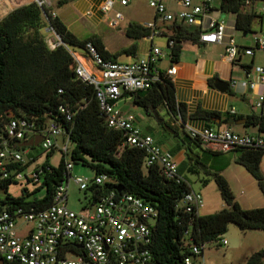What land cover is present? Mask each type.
I'll return each instance as SVG.
<instances>
[{"label":"built area","instance_id":"built-area-1","mask_svg":"<svg viewBox=\"0 0 264 264\" xmlns=\"http://www.w3.org/2000/svg\"><path fill=\"white\" fill-rule=\"evenodd\" d=\"M34 2L43 12L51 10L52 16L57 17L53 0ZM117 2L127 6L131 0H106L100 5V12L109 16ZM174 2L179 7L176 13L169 8L166 0H148L158 21L198 27L200 43L224 44L226 59L231 63L236 62L241 49L234 37L228 35L226 22L215 17L213 0H204L201 4H195L193 0ZM123 19V14L117 12L110 26H119ZM145 27L151 30L148 37L151 40L164 34L157 22ZM47 30L55 38L47 40L49 47L54 50L62 44L61 39L52 27ZM174 46L175 39L170 37L169 50ZM87 49L89 58L71 52L78 62L76 74L81 82L94 87L107 127L124 132L125 146L145 152L146 169L158 167L166 180L188 185L190 189L178 202L176 210L182 214L200 215L205 207L204 196L194 190L192 184L180 173L172 151L160 145L152 134L145 133L134 114L125 113L118 107L126 94L135 96L140 91L149 90L159 80L157 64L167 56L166 52L153 47L146 56L131 63H123L103 59L92 43L87 44ZM256 50L264 51V31L255 37V48L245 50L244 53L253 56ZM87 64H91L92 68L88 69ZM177 72V67L172 66L166 73L172 78ZM253 74V80L244 81L241 85L253 91L263 89L257 94L255 108L264 114V66L254 68ZM237 84L233 82V86ZM60 112L71 120L69 110L61 107ZM188 135L197 140L203 149L211 152L229 153L241 148L264 151V135L261 134H239L231 129L190 128ZM36 137L42 138L39 147L45 156L52 150L66 155L69 153L70 139L61 124L52 121L44 128H39L34 119L15 117L13 113L6 115L0 125L1 179L11 180L18 185L42 184L44 171L50 170L44 164L46 158L37 163L38 160L33 161L35 157L31 156L34 147L25 149L20 146V143ZM30 163L29 167L22 170ZM66 169V178L56 188L49 209L42 212L24 208L0 210V261L17 264H157L150 247L159 211L140 197L124 191L117 192L113 187L118 185L108 175L95 174L91 179L74 177V164L70 160L66 162ZM26 171H29L28 174ZM71 182L87 196V203L82 205L80 211L69 207ZM218 244L227 245V241L220 240ZM203 249L205 247L193 244V255L185 258V264H204L200 261Z\"/></svg>","mask_w":264,"mask_h":264},{"label":"trees","instance_id":"trees-1","mask_svg":"<svg viewBox=\"0 0 264 264\" xmlns=\"http://www.w3.org/2000/svg\"><path fill=\"white\" fill-rule=\"evenodd\" d=\"M73 1L75 0H60L57 7L62 8ZM248 1L255 0H222L220 11L223 14H235L236 29L250 34L253 33V22L263 17L244 12ZM49 27L54 29L62 42L54 50L49 47L44 33ZM199 32L198 28L182 27L172 37L175 39V46L170 48L173 63L178 62L183 43H200ZM126 33L129 38L140 41L148 38L151 30L133 23ZM88 43H92L106 60L117 61L120 55L136 50V46H133L112 55L98 37L80 40L58 17L52 16L51 10L43 12L35 2L16 8L0 21V125L2 126L8 113H13L15 117L34 119L39 128L54 121L61 124L70 139L69 153L66 155L59 151L62 158L58 167H53L50 163V158L57 151L52 150L46 154L44 164L50 170L44 171L42 184L34 192L26 188L21 195L15 196L9 189L18 184L0 178V210L24 208L42 212L49 209L56 188L66 178V158L69 156L74 166L89 168L96 175H108L114 184L124 188L125 193L144 199L159 211L150 247L157 264H185V258L193 255V244L205 247L212 242H219L231 224L242 232L264 231V207L244 209L236 200L230 183L221 174L225 170L223 167L213 177L226 208L205 216L182 214L176 210L178 202L190 187L166 180L158 167L144 170L145 152L125 146L124 132L107 127L94 87L78 79V62L71 52L89 58ZM135 104L150 117H154L151 109L159 113L162 108L177 121L183 119L185 114L184 106L176 101L173 79L163 71H160L159 80L149 90L135 94ZM61 107L69 110L71 120L60 112ZM197 116L210 119L216 115L201 111ZM247 126H254L260 134H264V114L248 117ZM184 134L182 140L174 136L178 140V149L172 153L176 155L183 149L186 151L189 173H197L196 167L201 165V157H194L192 145L202 152L221 155L203 149L197 140ZM233 152L236 153L235 163L252 175L264 194V174L261 169L264 151L241 148ZM42 154L43 152L40 155L31 153L35 157L33 161H37ZM30 165L31 163L22 170ZM42 189L45 190V196L39 199L37 194ZM204 251L205 249L202 256ZM247 264H264V249L253 254Z\"/></svg>","mask_w":264,"mask_h":264},{"label":"crops","instance_id":"crops-1","mask_svg":"<svg viewBox=\"0 0 264 264\" xmlns=\"http://www.w3.org/2000/svg\"><path fill=\"white\" fill-rule=\"evenodd\" d=\"M59 1L60 0H53L54 11L57 17L78 39L86 40L92 37H98L102 39L106 50L112 55H117L122 51L129 50L133 46H136V50H132L128 54L120 55L117 59L119 62H134L146 56L153 47H158L166 52L167 56L158 62L157 68L159 71L163 72H167L172 66H176L178 69L177 75L172 77V79L175 86L176 101L178 104L184 106L185 114L183 119L180 118L178 121L177 119L174 120L176 124L183 128L184 133L188 134L190 128L197 130L215 128L217 130L231 129L239 134L260 135L258 129L254 126H247V122L248 117L261 116L263 114L262 111L255 108L257 94L262 92L263 89L257 88L253 91L249 88H244L241 83L253 80V69L261 67V64L264 66V62L258 60V50L255 51L253 56H248L244 53L245 50L255 48V37L264 31V0L248 1L243 9L246 13H255L263 17L253 22V33L250 34L240 32L236 29L237 16L235 14H223L220 11L222 0H213L215 17L220 21L226 22L228 35L234 37L237 45L241 49V54L234 63L226 59V46L224 44H196L191 41L183 43L181 56L178 62L173 63L169 54L168 41L170 37H173L182 27H189L185 25L164 24L157 20L155 12L154 18L151 20L141 21L132 19L135 14L133 12L131 13L129 8L132 6L134 7L137 0H131L127 6H123L117 2L114 11L109 16L102 14L99 10L100 5L106 0H75L62 8L57 7ZM146 1L148 2V0ZM166 1L173 12L176 13L179 11V7L174 0ZM193 1L195 4L204 2V0ZM32 2H34V0H6L4 3L0 2V21L16 8ZM121 9L126 10L125 14L122 13ZM117 12L122 13L124 19L120 22L119 26L111 27L110 22ZM155 22H157V25L164 33L163 35L155 36L152 40L144 38L140 40L142 41L141 45L137 43L139 41H135L127 36L126 31L131 24L136 23L146 26ZM192 27L198 28L195 26ZM248 35H251V38H248ZM157 37L165 39V41H159V46L154 44ZM161 45L167 46L168 49L161 48ZM262 52L264 53V51ZM256 63L259 65L256 66ZM87 68L91 69V64H87ZM219 81L226 82L229 86L225 88L224 85L218 83ZM234 81L238 82L236 86H233ZM122 105L123 107H121ZM118 107L123 112L132 114L135 108H140L135 104V96L129 95H125L118 103ZM201 111L212 113L216 116L210 119L198 117L197 113ZM233 111H235V113H233ZM135 116L137 117L140 128L145 133L152 134L150 123L147 124L146 121H143L144 117H142L140 113L135 114ZM146 116L150 117L147 113ZM143 122L146 124L145 127L142 125ZM173 138L175 142L178 141L175 137ZM177 147L178 144L169 149L174 151ZM193 147L195 146L192 145V149ZM184 162L179 166L180 173L192 184L186 175L188 172V165H186L187 161L186 163ZM235 164V162L231 163L227 169L221 172L230 183L231 188L233 183L227 176V171ZM261 169L262 172H264L262 163ZM192 188L194 189L193 184ZM236 200L238 201L239 198L236 197ZM240 205L246 210L253 209L252 207H245L242 203H240ZM204 208L200 212L201 216L208 215V213L203 211ZM257 252L259 251L255 253Z\"/></svg>","mask_w":264,"mask_h":264},{"label":"rangeland","instance_id":"rangeland-1","mask_svg":"<svg viewBox=\"0 0 264 264\" xmlns=\"http://www.w3.org/2000/svg\"><path fill=\"white\" fill-rule=\"evenodd\" d=\"M132 7L129 8L130 12H133L135 14L132 19L142 21L151 20L152 18H154V11L149 7V4L146 0H137V3L134 5L133 9ZM121 11L123 14H125L126 12V10L124 9H121ZM44 33L46 34L48 41L55 39L53 34L47 29H45ZM247 37L251 38V35H248ZM160 40L165 41V39H160L159 37H157L154 44L159 46ZM137 43L141 45L142 41H139ZM161 48L166 49L167 46H162ZM257 53L258 60L260 62H264V53L262 51H257ZM255 65L257 66L259 64L256 63ZM261 66H263V64H261ZM121 107H123V105ZM141 109L135 108L133 114L135 115L137 113H140L141 116L144 117L143 121H146L147 124L150 123V126L152 127L151 133L160 145L169 149L178 144V141L176 140L177 142H175V139L173 138L174 135H172V130L179 131L180 136L182 138L185 137L183 128L180 125L176 124L174 118L169 115L165 109H160L159 116L161 119L165 120V123L171 130L166 129L163 125L159 124L154 117H147L144 109H142V111ZM142 125L143 127L146 126L144 122ZM177 149L178 148H175L174 151L176 152ZM193 151L195 158L201 157V165L196 167L198 171L197 173L193 174L187 172L186 175L192 182L194 189L204 196L206 207L203 211L205 213H208V215L218 213L226 208V204L222 199L221 193L216 182L214 181L213 175L222 167L224 169H227L231 165V163L235 162L236 153L229 152L221 153V155H213L211 153L202 152L196 147H193ZM31 153L32 155H40L42 153V150L40 147L32 148ZM45 158V155L42 154L41 157H39L37 163H41L45 160ZM61 158L62 157L60 152H55V154H53L50 158L51 165L53 167H58ZM67 159L70 160V157L68 156L66 160ZM175 159L179 166L184 161V163H186L187 154L185 150H181L176 153ZM262 166L264 170V158L262 160ZM144 170H146V168H144ZM26 172L28 174L29 171ZM72 174L74 177L79 176L90 179L95 175L91 169L83 167L81 165H75L74 169L72 170ZM227 176L233 183L232 190L236 197L239 198L238 201L240 203H242L245 207H252L253 209L264 207V194L260 190L258 182L252 177L250 173H248V171L244 167L238 164L233 165L227 171ZM25 186H27L30 192H34L37 188H39L40 185H27V183H23V185H12L9 189V192L15 196H19L21 195ZM44 196L45 190L42 189L37 194V198L41 199ZM86 197V194L84 192H81L74 182L70 183L69 207L71 209L80 211L82 209V205L87 203ZM220 240H226L227 245H219L218 242L207 244L205 246L204 256L200 258L201 262H204V264H247L248 259L256 251L264 249V231L250 230L247 232H242L234 224H231L229 226L228 232L226 233V235L222 236Z\"/></svg>","mask_w":264,"mask_h":264},{"label":"water","instance_id":"water-1","mask_svg":"<svg viewBox=\"0 0 264 264\" xmlns=\"http://www.w3.org/2000/svg\"><path fill=\"white\" fill-rule=\"evenodd\" d=\"M218 83L224 85L225 88L229 86V84L226 83V82L219 81ZM219 84H218V86H219ZM222 85H220V86H222ZM151 110H152L151 113L154 116V118L156 119V121L159 124L163 125L166 129H169L167 124L165 123V120L160 118L159 113H157L153 109H151ZM169 130H171V129H169ZM171 132H172V135L176 136L177 139L182 140V137L180 136V134L177 133V131L172 130ZM41 141H42L41 137H36L35 139L30 140L28 142L20 143V146L23 147V148H27V147H35V148H37V147H39ZM107 188L109 189V187H107ZM113 188L119 193H122L124 191V188L121 187V186H114ZM0 264H4V263L2 261H0Z\"/></svg>","mask_w":264,"mask_h":264},{"label":"flooded vegetation","instance_id":"flooded-vegetation-1","mask_svg":"<svg viewBox=\"0 0 264 264\" xmlns=\"http://www.w3.org/2000/svg\"><path fill=\"white\" fill-rule=\"evenodd\" d=\"M177 133L179 134V131H177Z\"/></svg>","mask_w":264,"mask_h":264}]
</instances>
